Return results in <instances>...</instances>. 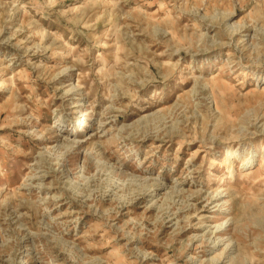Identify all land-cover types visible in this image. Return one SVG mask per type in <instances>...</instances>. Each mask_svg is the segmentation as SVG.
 Wrapping results in <instances>:
<instances>
[{
  "label": "rangeland",
  "instance_id": "obj_1",
  "mask_svg": "<svg viewBox=\"0 0 264 264\" xmlns=\"http://www.w3.org/2000/svg\"><path fill=\"white\" fill-rule=\"evenodd\" d=\"M0 264H264V0H0Z\"/></svg>",
  "mask_w": 264,
  "mask_h": 264
},
{
  "label": "bare ground",
  "instance_id": "obj_2",
  "mask_svg": "<svg viewBox=\"0 0 264 264\" xmlns=\"http://www.w3.org/2000/svg\"><path fill=\"white\" fill-rule=\"evenodd\" d=\"M233 154V155H232ZM231 156L232 157H234L235 155H234V153H231ZM216 244H219V242L218 243H216ZM217 263H220L219 261H217Z\"/></svg>",
  "mask_w": 264,
  "mask_h": 264
}]
</instances>
